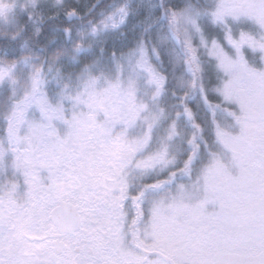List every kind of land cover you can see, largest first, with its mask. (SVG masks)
I'll return each mask as SVG.
<instances>
[{"label": "snow or ice", "instance_id": "obj_1", "mask_svg": "<svg viewBox=\"0 0 264 264\" xmlns=\"http://www.w3.org/2000/svg\"><path fill=\"white\" fill-rule=\"evenodd\" d=\"M0 264H264V0H0Z\"/></svg>", "mask_w": 264, "mask_h": 264}]
</instances>
